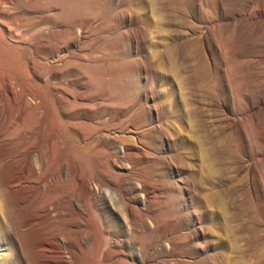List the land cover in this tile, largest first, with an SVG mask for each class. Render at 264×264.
I'll list each match as a JSON object with an SVG mask.
<instances>
[{"label":"rangeland","instance_id":"1","mask_svg":"<svg viewBox=\"0 0 264 264\" xmlns=\"http://www.w3.org/2000/svg\"><path fill=\"white\" fill-rule=\"evenodd\" d=\"M0 185V264H264V0H0Z\"/></svg>","mask_w":264,"mask_h":264},{"label":"bare ground","instance_id":"2","mask_svg":"<svg viewBox=\"0 0 264 264\" xmlns=\"http://www.w3.org/2000/svg\"><path fill=\"white\" fill-rule=\"evenodd\" d=\"M27 167H30V169H32L33 171H36V168H35V166H34V163H33V161L32 162H30V163H28L27 165H26ZM24 172L26 173V169L24 170ZM92 183H90V182H88V183H86L85 184V186L89 189V190H91V191H94L95 190V188L94 187H92V185H91ZM144 185V184H143ZM78 188H79V192H82L83 191V181H80L79 182V186H78ZM147 194V193H146ZM64 198V197H63ZM62 198V199H63ZM61 199V200H62ZM113 200V199H112ZM111 200V201H112ZM6 199H5V197H4V193H3V191H2V187H1V185H0V238H1V236L3 235V234H5V233H8L10 230H11V223H10V221L8 220V216L6 215V211H7V208H8V206H7V204H6ZM73 208V207H72ZM70 209V208H69ZM44 210H45V213H46V215H47V217L50 219V220H54V215L52 214V210L49 208V206L47 205L46 207H44ZM67 211H65V213H62L60 210H56V209H54V211H55V214H56V212H57V215H59L60 217L61 216H64V215H69V212H68V209H66ZM74 210V209H73ZM64 211V210H63ZM122 211H123V215L125 216V217H127L126 216V213H125V211H127V209L124 207V209H122ZM92 214V213H91ZM95 214V213H94ZM95 216V215H94ZM95 223V225H96V227L99 229V232H100V235H99V240H101V241H104V242H106V244H109V245H112L113 243L111 242V240H110V238H109V236H107L106 235V233H107V229H106V226L104 225V223L102 222V220H101V218H100V216H99V214L97 215V217H96V219H95V221H94ZM119 242V241H118ZM117 243V242H116ZM56 244H57V246L58 247H60V249H61V244H60V240L59 239H56ZM109 247V246H108ZM12 258V256L10 255V257H8V260L9 259H11Z\"/></svg>","mask_w":264,"mask_h":264}]
</instances>
